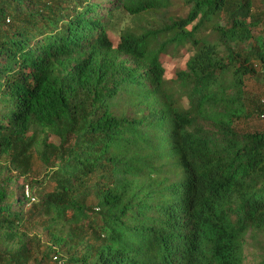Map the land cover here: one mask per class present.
<instances>
[{
    "label": "trees",
    "instance_id": "1",
    "mask_svg": "<svg viewBox=\"0 0 264 264\" xmlns=\"http://www.w3.org/2000/svg\"><path fill=\"white\" fill-rule=\"evenodd\" d=\"M262 27L264 0H0V264H264Z\"/></svg>",
    "mask_w": 264,
    "mask_h": 264
},
{
    "label": "rangeland",
    "instance_id": "2",
    "mask_svg": "<svg viewBox=\"0 0 264 264\" xmlns=\"http://www.w3.org/2000/svg\"><path fill=\"white\" fill-rule=\"evenodd\" d=\"M255 34L264 35V27L258 28L255 31ZM189 55L190 53L183 51L180 55L175 58H162L163 68L165 71L164 78L169 80L178 69L183 67Z\"/></svg>",
    "mask_w": 264,
    "mask_h": 264
}]
</instances>
